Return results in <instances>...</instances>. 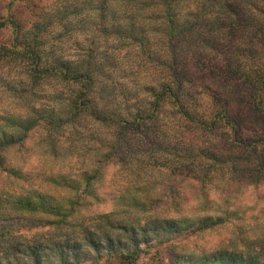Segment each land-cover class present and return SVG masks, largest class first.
I'll return each instance as SVG.
<instances>
[{
  "label": "clouds",
  "instance_id": "obj_1",
  "mask_svg": "<svg viewBox=\"0 0 264 264\" xmlns=\"http://www.w3.org/2000/svg\"><path fill=\"white\" fill-rule=\"evenodd\" d=\"M0 264H264V0H0Z\"/></svg>",
  "mask_w": 264,
  "mask_h": 264
}]
</instances>
